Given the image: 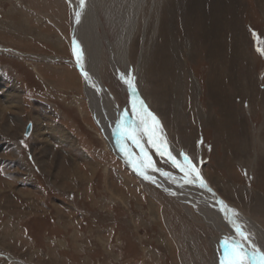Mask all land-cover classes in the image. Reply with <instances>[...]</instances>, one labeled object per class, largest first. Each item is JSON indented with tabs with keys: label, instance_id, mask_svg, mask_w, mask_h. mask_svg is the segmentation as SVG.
<instances>
[{
	"label": "rangeland",
	"instance_id": "rangeland-1",
	"mask_svg": "<svg viewBox=\"0 0 264 264\" xmlns=\"http://www.w3.org/2000/svg\"><path fill=\"white\" fill-rule=\"evenodd\" d=\"M192 1L172 0L171 29L174 45L181 50L177 59L195 86L200 113L196 119L190 101L180 105L178 125L172 114L171 128L161 122L164 133L158 130L157 135L169 141L167 148L177 160L182 161L181 153L187 155L205 185L248 217L264 206V0H219L214 11H219L223 24L222 39H215L222 42V63L196 39L194 26L190 30L194 34L182 30L202 18L207 24L211 16L212 0H197L193 9ZM100 2L108 5L110 0ZM164 8L163 4L158 8L159 43L158 29L161 32L166 21L168 25ZM101 17L98 30L111 43L118 29L108 31L106 18ZM154 25L148 24V37ZM143 26L131 44L137 48L130 52L131 62L143 45ZM235 38L244 62L231 56ZM102 42L103 82L118 107L108 119L116 133L111 139L121 152L128 147L138 158L139 149L122 138L117 122L128 121L123 131L137 120L134 101H143L156 117L161 104L157 98L151 105L145 94L152 92L153 83L144 82V94L134 69L117 59L119 55L114 64L119 72L115 70L111 53L116 49L110 52L107 41ZM153 43L146 52V70L164 58L163 47L156 43L155 49ZM74 45L71 0H0V99L11 86L18 93V105L0 112V264H220L225 238L254 251L255 246H249L226 218L231 214L222 217L226 236L208 225L193 204L140 176L114 153L88 104ZM210 76L220 79L213 91H208ZM129 79L134 92L125 83ZM29 124L32 129L25 137ZM52 127L59 128L63 138L55 139ZM34 128L39 130L33 133ZM139 138L154 167L172 174L184 187V174L157 154L146 136ZM143 171L150 174L151 168ZM200 196L218 208L206 193ZM256 225L258 232L264 231L263 222ZM263 241L255 250L264 249Z\"/></svg>",
	"mask_w": 264,
	"mask_h": 264
},
{
	"label": "bare ground",
	"instance_id": "bare-ground-1",
	"mask_svg": "<svg viewBox=\"0 0 264 264\" xmlns=\"http://www.w3.org/2000/svg\"><path fill=\"white\" fill-rule=\"evenodd\" d=\"M85 3L86 4L85 5L83 4L84 6L81 7L79 5L78 0H71L72 16H73V24H74L75 46H77L76 47V59H77V55H79L80 63L78 65L80 67V71L84 78V90H85L86 98H87L89 106L94 111L95 119L98 122L100 128L103 127L105 129L104 135L106 137L108 145L114 151V153L117 156H119L122 160H124L127 164V162H129L128 161L129 155H131L133 158H136L132 150L130 151V148L127 147L124 153H123V149H121L122 150L121 152L119 147L117 146V143L115 144V142H113L111 139V134L113 133L112 128L114 127V123H113V120L109 123L108 119H109L111 112L118 110V107L116 106L114 99L112 98L111 94L107 91V88L103 82V80L106 77L104 73L105 71L104 66L102 65L103 58H104L103 55L106 50V47H103L102 41L103 40H105V42L107 41L108 49L110 52L114 51V47L116 49L114 53L115 55L111 53V60H113L112 61L113 66L114 64H116L115 59L116 57H118V55L120 56V58L118 57L117 59H121V62L125 64V66L130 67L131 65L132 67L131 69L132 70L134 69L136 73V78L142 90L144 91V94L146 93V90H145L146 87L144 88L143 86L144 82H146L147 80L153 83L154 87H153L152 92H147L145 95H147V98L150 101L152 106H154L153 102H155L153 100H156L157 98L159 99V104H161V107L157 109V113L159 117H156V116L155 117L157 120L160 119L159 129H158L160 132H163L164 125L162 126L161 125L162 123L164 124L166 122L167 124L166 123L165 124L168 125L169 128H171L168 118L169 119L172 118L171 117L172 114H173V120H174L173 122L175 123V127L176 125H178L177 118H176L177 116H179L178 107H180V105L184 107L183 104L184 103L188 104V101H190L189 104L191 106L192 112L194 113L197 119L200 111H199L198 106H196L197 102L195 103V100H196L195 86L188 79V74L186 75L183 65L177 59V53H180L181 50L177 48L179 45L178 46L177 44H175L176 46L174 45L175 42L172 39L171 27H172V20L174 18V14L172 11V3H173L172 0H110L108 5L102 4L100 0H86ZM189 3L190 5L189 4L187 5H189L193 9L197 6L198 1L193 0L192 2H189ZM162 4L165 7L164 8L165 9L164 20L168 19V23H167L168 25L167 26L165 25L167 22L166 21L162 27L163 30L161 29V32H160L159 31L160 29H158V35L159 37H161L160 43L162 41L164 42V43L162 42L163 44L162 43L160 44L156 40L157 39L156 37H158L156 36V33H157L156 26L158 24V17H159L158 8L162 6ZM209 4H210V9L212 12L210 13L211 16H209L208 18L209 21L207 24L205 22V18H202V19L199 18L201 20L198 22V24L191 25L189 23V24H186L185 26L183 25L182 30L183 31L186 30V32H188L192 30L194 26L195 37H197L196 39L198 40L200 39L201 44L203 42V47L205 46L211 58H216V59L218 58L221 60V63H222L224 59L221 53L222 52L221 50H223V46L220 43L222 42H219L217 39H215V38L222 39V27H223L222 25L223 24L220 23L219 11L217 10V13H215L214 11V8L218 6L219 4V0H212L209 2ZM77 13H79L78 18H77ZM101 15H103L106 18V24H107L106 27H109L108 31L114 32L116 31V29H118L117 34L116 33L113 34V36L115 35V37L113 39V42L111 43L107 40L105 32L100 33L98 30V27H101V24H103ZM144 19L147 20L146 23L144 22L145 21ZM142 24L144 25L143 26L144 31L142 32L143 37L142 36L141 37L143 38L144 42H143L142 48L140 47L141 48L140 54L139 55L134 54L136 57L138 56V58L135 60V62L133 61L134 62L133 63L131 62V55H130V52H132L131 50L133 48V46L131 47V44L133 43V40L138 34L140 27H142ZM148 24H155L152 31H151L152 25H150L151 35L149 37L147 33ZM159 25L161 26V24ZM139 32H141V29ZM233 36H236V35H233ZM167 39L168 40L170 39V40L166 41ZM155 40H156V43L160 45V47L161 46L163 47L164 50L162 51H164V58L157 59L156 68L152 67L151 69L146 70L147 68L146 60H148V58L146 59V52L147 50L148 52L151 51V50L149 51L148 49L150 48L149 45L155 42ZM209 40L210 42H208ZM156 43H153L155 44V49L156 47H158ZM144 44H146V46H144ZM233 44L234 45L231 46V49L233 50L231 51L232 58L234 56L235 60L239 61L240 59L241 61L244 62L246 58H245V55L243 54L241 55L240 52L237 51L239 45L237 46L236 38ZM83 47L85 48L83 49ZM134 49L137 50V48H133V50ZM165 50L167 51V53ZM149 56L151 55H148V57ZM155 56H158V55L155 54ZM114 67H115V70L119 72V70L117 69V66H114ZM211 76H210V79L208 80L209 82L208 91L209 90L213 91L214 87H216V85L220 83L219 78H216V77L212 78ZM211 78L213 80H211ZM247 97L249 98L250 94H247ZM209 99H211V94L209 95ZM17 105H18V93H17V90L13 86H11L9 89L4 90V94L0 99V112L2 113L6 111L7 109L13 108ZM175 108H177V110ZM163 109L166 110V113H165V110L163 112ZM231 121H234V120H231ZM231 121H228V122L232 123ZM241 127H242L241 130L244 131L245 130L244 124H242V122H241ZM49 129L51 133L53 134V136L55 137V139L60 140L61 138H63L64 134H62V131L59 128L52 127ZM215 129H217L216 126H215ZM38 130H39L38 128L37 129L34 128L33 133ZM113 134H116V133L114 132ZM117 136L116 137L119 143L121 144L123 140L119 135ZM168 142L169 141H167L166 144L170 145V143ZM127 166L130 169L132 168L134 172L136 171L134 170L132 166H130V164H127ZM164 173H167V172H162L161 170H158L156 168L155 170H153L151 168V173L147 174L146 172L147 175L144 174L143 176H147L148 179H150V182L156 184L157 186L163 188L164 190L169 191L170 193L174 195H177L178 198L181 199L184 203L193 204L196 207L195 209L203 217V219L208 223V225H210L212 228H214L218 232L220 231L221 234L228 236V233L226 230L227 227H224L225 223H223L222 217L223 216L226 217V214L232 215V212H235L236 215L232 216L231 219L234 220L235 223L240 226L241 230L244 233H246L247 235L246 241L249 243L248 244L249 246L254 245L256 247L257 244L259 245V243L262 242V240H264V231L260 233L256 230V228L258 227L256 225V221L257 222L260 221V223L261 222L264 223V219H263L264 218L263 217L264 216V206L262 207L261 205H259V208L258 207L255 208V209L258 208L259 210L257 211L252 210L250 213L251 215H248V217L247 216L245 217L244 214L236 210L232 205H229L226 202V200H224V198H220L217 195V193H215L207 185L206 187L197 186L199 187V189H201L199 190L197 188L194 189L192 188V186L181 181V184L184 185L183 187L179 185L180 182H176L177 180L176 181L173 180L174 177L172 174L167 173L168 175H164ZM174 182L177 184H175ZM196 184H199V182L197 181ZM203 192L206 193L207 196L210 198L209 202H212L213 205H216L218 207L217 209L214 207H210V205L208 206L207 204L208 200H203V197L200 196V194L201 193L203 194ZM224 197L227 198V194H224ZM259 202L261 203V199L259 200ZM225 206L227 209L231 211L223 210ZM255 247L253 250H255ZM260 249H256V250H260L264 252V249L262 248Z\"/></svg>",
	"mask_w": 264,
	"mask_h": 264
},
{
	"label": "snow or ice",
	"instance_id": "snow-or-ice-1",
	"mask_svg": "<svg viewBox=\"0 0 264 264\" xmlns=\"http://www.w3.org/2000/svg\"><path fill=\"white\" fill-rule=\"evenodd\" d=\"M81 6H83V0H81ZM78 17L79 13H77V18ZM76 47L75 45L73 47L74 54H76ZM77 63H80L79 55H77ZM125 83H127L129 88L134 92L132 80L129 79L125 81ZM137 103L139 104V109L137 108ZM132 110L137 120L132 121L130 128H124L123 131H121L122 125L128 124V121L122 118L121 121L117 122V131L121 134L123 139L130 140L133 145L139 149L140 155L138 158H133L129 155V163L132 164L134 170L140 175H144L143 169L152 168L155 170L154 164L139 138L141 136H146L148 144L155 149L156 153L161 157H167L172 166L184 174L185 183H196L198 181L201 187H206L203 179L200 177L199 170L192 165L188 156L181 153L180 155L183 157L182 161L177 160L168 150L166 142L162 140V137L157 135L159 121L147 110L143 101H134L132 103ZM164 175L168 174L164 173ZM145 179H148V177L145 176ZM223 210L231 211L227 209L226 206ZM235 215L236 213L232 212V216ZM227 219L233 225L236 233L241 238L247 239L246 233L241 230L240 226L237 225L231 217H227ZM221 246L224 255L221 258L220 264H264V252L258 250L249 252L235 239L229 240L225 238L221 241Z\"/></svg>",
	"mask_w": 264,
	"mask_h": 264
},
{
	"label": "water",
	"instance_id": "water-1",
	"mask_svg": "<svg viewBox=\"0 0 264 264\" xmlns=\"http://www.w3.org/2000/svg\"><path fill=\"white\" fill-rule=\"evenodd\" d=\"M31 129H32L31 125L30 124L27 125L24 133L25 137H28L30 135Z\"/></svg>",
	"mask_w": 264,
	"mask_h": 264
},
{
	"label": "crops",
	"instance_id": "crops-1",
	"mask_svg": "<svg viewBox=\"0 0 264 264\" xmlns=\"http://www.w3.org/2000/svg\"><path fill=\"white\" fill-rule=\"evenodd\" d=\"M68 140H70L69 138H67Z\"/></svg>",
	"mask_w": 264,
	"mask_h": 264
}]
</instances>
